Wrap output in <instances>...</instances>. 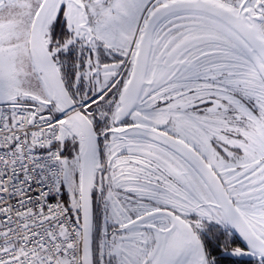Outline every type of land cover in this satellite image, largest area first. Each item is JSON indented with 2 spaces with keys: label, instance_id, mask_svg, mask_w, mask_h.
Here are the masks:
<instances>
[{
  "label": "snow or ice",
  "instance_id": "obj_1",
  "mask_svg": "<svg viewBox=\"0 0 264 264\" xmlns=\"http://www.w3.org/2000/svg\"><path fill=\"white\" fill-rule=\"evenodd\" d=\"M0 264H264V0H0Z\"/></svg>",
  "mask_w": 264,
  "mask_h": 264
}]
</instances>
